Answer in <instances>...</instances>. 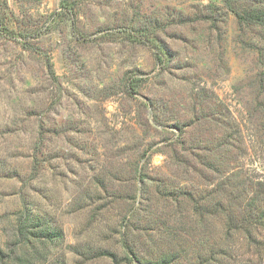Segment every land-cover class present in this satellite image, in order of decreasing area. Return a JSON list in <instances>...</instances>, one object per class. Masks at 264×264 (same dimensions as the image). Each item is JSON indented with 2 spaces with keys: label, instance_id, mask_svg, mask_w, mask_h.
Segmentation results:
<instances>
[{
  "label": "rangeland",
  "instance_id": "rangeland-1",
  "mask_svg": "<svg viewBox=\"0 0 264 264\" xmlns=\"http://www.w3.org/2000/svg\"><path fill=\"white\" fill-rule=\"evenodd\" d=\"M260 209L263 25L0 0V264H264Z\"/></svg>",
  "mask_w": 264,
  "mask_h": 264
},
{
  "label": "trees",
  "instance_id": "trees-1",
  "mask_svg": "<svg viewBox=\"0 0 264 264\" xmlns=\"http://www.w3.org/2000/svg\"><path fill=\"white\" fill-rule=\"evenodd\" d=\"M230 11L234 12L238 18L240 24L244 25H263L264 26V0H224ZM235 2H237L235 4ZM161 58V57H160ZM137 84L134 85V88ZM137 91V88H135ZM259 195V193H258ZM252 211L254 208H251ZM246 222L253 227H257L258 224L263 222L264 209L258 210L255 214H250V217L246 215L244 217ZM233 221V219H230ZM232 229H240L241 225L236 226L229 223ZM264 226V225H263ZM264 231V228L262 229Z\"/></svg>",
  "mask_w": 264,
  "mask_h": 264
}]
</instances>
